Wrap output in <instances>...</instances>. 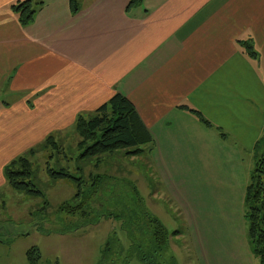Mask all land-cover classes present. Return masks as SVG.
<instances>
[{
    "label": "crops",
    "instance_id": "0c3cea01",
    "mask_svg": "<svg viewBox=\"0 0 264 264\" xmlns=\"http://www.w3.org/2000/svg\"><path fill=\"white\" fill-rule=\"evenodd\" d=\"M17 1L0 0V98L12 99L0 101V191L8 163L118 93L164 154L159 167L172 185L189 186V201L202 187L203 258L206 233L234 225L236 246L245 244V191L264 126V0H143L130 9V0H76L75 12L69 0H35L26 28L10 10Z\"/></svg>",
    "mask_w": 264,
    "mask_h": 264
},
{
    "label": "rangeland",
    "instance_id": "374dc122",
    "mask_svg": "<svg viewBox=\"0 0 264 264\" xmlns=\"http://www.w3.org/2000/svg\"><path fill=\"white\" fill-rule=\"evenodd\" d=\"M0 101L12 99L2 96ZM71 131L60 132L61 140ZM74 139L78 138L64 142L70 158H75L70 153ZM144 150L130 160L108 158L97 168L67 163L62 156L58 164L50 160L49 166L67 167L72 173L81 167L84 183L80 197H75L78 189L70 179L48 180L47 154H39L33 169L43 198L25 197L6 185L0 191V264H29L31 249L38 250L37 264H258L248 239L236 246L240 235L234 225L228 234L224 229L221 234H205L209 256L203 258L202 187H193L195 200L189 201L190 187L172 185L176 179L171 182L167 171L159 167V156L164 154L158 152L157 145L153 142ZM181 159L185 166V157ZM97 174L107 178L102 187L93 189L94 182L88 180ZM81 203L84 205L76 214H67V205ZM220 220L217 215L214 222L219 225ZM154 221L167 232L162 248L155 240Z\"/></svg>",
    "mask_w": 264,
    "mask_h": 264
},
{
    "label": "trees",
    "instance_id": "16d2710c",
    "mask_svg": "<svg viewBox=\"0 0 264 264\" xmlns=\"http://www.w3.org/2000/svg\"><path fill=\"white\" fill-rule=\"evenodd\" d=\"M142 1L130 0L127 9L139 6ZM69 3L72 11L75 12L77 10L76 0H69ZM37 7L38 3H35V0H24L12 4L10 10L16 15L19 25L26 28L33 23ZM239 44L249 57L257 58L251 42H240ZM191 112L202 124L210 126L209 122L199 113ZM60 135V132H55L46 136L40 143L26 150L5 166L4 179L11 191L25 197L43 198L42 188L36 179L33 166L39 154H47L45 165H47L48 180L55 183L59 180L70 179L78 189L75 197H80L83 195L81 187L84 183L81 167L77 166L76 173H72L67 167L49 166L50 160L58 164V158L62 156V160L67 163L75 161L77 164L82 163V166L91 164L97 168L108 158H119L117 156H120L122 160H130L139 157L145 152L144 148L154 142L152 135L139 119L134 106L118 93L114 94L99 109L77 115L72 131L66 133V137L62 140ZM73 136L78 139H74L75 148L70 150L75 158H70L65 152L64 142L66 143L67 139ZM68 144L66 146L69 147ZM252 151L255 164L245 191L244 217L247 223V239L252 253L257 258L258 264H264V126ZM105 178H107L105 175L97 174L88 181L94 182L92 188L96 189L103 185ZM45 204L46 207L47 203ZM83 205L84 203L78 206L67 205V214H76ZM154 224L155 240L162 248L166 243L167 232L157 221H154ZM27 257L29 264H37L38 250L31 249Z\"/></svg>",
    "mask_w": 264,
    "mask_h": 264
}]
</instances>
